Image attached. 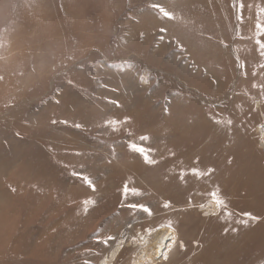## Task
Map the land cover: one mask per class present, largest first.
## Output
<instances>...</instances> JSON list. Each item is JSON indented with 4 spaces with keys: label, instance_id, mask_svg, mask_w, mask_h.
I'll list each match as a JSON object with an SVG mask.
<instances>
[{
    "label": "rangeland",
    "instance_id": "rangeland-1",
    "mask_svg": "<svg viewBox=\"0 0 264 264\" xmlns=\"http://www.w3.org/2000/svg\"><path fill=\"white\" fill-rule=\"evenodd\" d=\"M173 1L0 0V208L39 195L49 204L19 221L59 210L63 237L45 245V264H100L123 239L121 264H133L135 235L169 221L177 241L157 264H264V0H201L179 17L201 28V59L152 7ZM212 71L223 78L213 89ZM198 161L202 175H190ZM214 192L224 203L211 216ZM85 207L74 240L64 225ZM39 226L35 238L47 235ZM34 251L10 259L28 264Z\"/></svg>",
    "mask_w": 264,
    "mask_h": 264
},
{
    "label": "bare ground",
    "instance_id": "bare-ground-1",
    "mask_svg": "<svg viewBox=\"0 0 264 264\" xmlns=\"http://www.w3.org/2000/svg\"><path fill=\"white\" fill-rule=\"evenodd\" d=\"M173 2L174 3L171 5H169L170 4V2H169L165 6H162V7L165 8L166 6L169 5L168 9L166 11H168L170 13L181 11L180 13H177V15H176V25H180V27H174L173 28L169 24L170 19L164 17L163 15H160L159 17L161 19L163 18L162 20L165 21L164 23H165V26H167L166 28H167V31L169 32V34L170 35H176L177 34V35H180L183 38H185V39H183L179 36L180 40L183 42V44L186 45L188 49H190L196 56H198L201 59V47L198 45V42H199L198 39L201 40V38H200L201 28L198 27L196 24L188 21V20L185 21L184 23L179 24V17L186 16L187 18H192L195 16L196 10L198 8H201V0H174ZM142 29H145V27H143ZM139 30H141V29H139ZM202 65H206V64L204 63ZM212 73H214V77L212 79L205 80L204 84L209 85L213 89V87H215L219 82H223V78L217 72L212 71ZM228 73H229V71H227L225 78L228 77ZM203 91H205V88L203 86H201V92H203ZM210 91H212V90H210ZM228 93H229V91L226 90L224 95H228ZM258 133H259V145L264 150V127H259ZM221 137H222L223 143L225 144L226 141H228L227 137L224 135H221ZM181 157H183V156H179V157L177 156V158L173 159L170 162L160 161L159 166L167 168L168 166L173 165L174 162H177L178 159H180ZM187 168H188V170L189 169L192 170L190 175L194 174L193 170H198L200 172L201 171L200 161L196 162V165L187 166ZM186 174H187V172L185 173V175ZM158 177L156 176V178H155L153 176V178H155L156 180H158L157 179ZM175 182H176L175 179L168 180L167 185L168 186H170L171 184L174 185ZM161 190H163V189L161 188ZM184 199H186L184 197V195L181 198H179L178 196H173L172 197V203L177 204L179 201H183ZM43 201H46V203L49 204L48 199H46L45 197L39 196V195H28L25 198L22 196L19 197L18 195H13V197H10V199H9L8 206H4V207L0 208V264H19V263H14L12 261V259H10V257H13V256L15 257V255H17L18 257H20V256L25 257L26 255H28L30 253L31 250H34V249H35V251L33 252V255L35 254L34 258H32L33 257V255H32L29 259L28 264H45L48 262L45 258L46 257L45 253H50L51 248H48L45 245H52V243L54 241H56L51 236L58 235V239H61L63 237V236L62 237L60 236V230H59V232L56 231L57 233H55V231H54V230L60 228V227L57 228L54 225L55 217L58 215L57 213H59V210L55 209L56 215L51 214V216H49L50 221L45 220L46 216H42V219L35 218L34 222H31L30 221L31 219L30 220L24 219L22 221L18 220V217L23 215L25 212L34 213L37 210V208H38V211H40L41 210L40 208L43 206L42 205ZM207 208H208V213L211 216L216 215L218 212L216 204L212 203V204L208 205ZM43 209H44V207H43ZM80 211H81V215L79 217L73 218L71 221H68L66 225H64V229L65 228L70 229V227L72 226L78 230V232L75 235L74 240L79 239L82 236V234H81L82 230L81 229L86 224V216L88 213V207L82 208ZM48 212L50 213L52 211L49 210ZM36 213H38V212H36ZM12 217H16L14 225L11 224ZM43 219H44V221H43ZM43 223L44 224L46 223V224L44 225ZM42 224L45 226V228L42 227ZM39 225H41V227L43 229H45L44 233H46V231H47V235L44 237H42L43 235L42 236L39 235V237L35 238L37 236V233L39 234V231H37V230H39V229H37L40 227ZM34 228H36V229L33 231ZM62 231H64V230H62ZM35 233H36V235L34 236ZM139 236H143L144 240L138 241L137 243H134V245H133V248L135 251L133 254V255H135L133 257L134 258L133 264H157V263H160L163 260L161 253L163 252V253H166L168 255L170 250L173 248V246L175 245V243L177 241L176 231L175 230L173 231V230L166 228V227H161V228L157 229L156 231L151 232V235L145 234L144 232L137 233L135 235V237H137V238ZM147 237H149V238H147ZM168 237H174L175 238L174 243L171 240L167 239ZM124 240L125 239L118 242V244L111 250V252L105 258L102 259L100 264H121V261H123L124 257L126 256L125 254L128 255L131 252V249L127 250L126 248L128 246H125L122 243V242H124ZM32 242H33V244H31ZM30 244L33 245L34 247L33 246H30V248L29 247H23L24 245L29 246ZM53 248H52V250H53ZM47 250H49V251H47ZM191 264H201V263H198V261L196 260V261L192 262ZM245 264H247L246 261H245Z\"/></svg>",
    "mask_w": 264,
    "mask_h": 264
},
{
    "label": "snow or ice",
    "instance_id": "snow-or-ice-1",
    "mask_svg": "<svg viewBox=\"0 0 264 264\" xmlns=\"http://www.w3.org/2000/svg\"><path fill=\"white\" fill-rule=\"evenodd\" d=\"M152 7L155 8V9H158V11L161 14H163L164 17H166L168 19H174V17L172 16V14L170 12L166 11L165 8H163L159 4H153ZM240 7H241V9H243V4H241ZM261 11L264 12V9H262ZM259 27L261 28L262 34H264V25H259ZM161 31H164V29H161ZM258 43H260V42L258 41ZM260 47H261V55L264 56V43H261L260 44ZM262 67H264V65H262ZM0 79H2V77H0ZM117 123H119V122L118 121H109V124L110 125H115ZM77 127H79V125H77ZM262 127H264V126H262ZM146 139H148V138L147 137H141V140H146ZM131 147H132V149L135 152H138L141 155H144L145 156V160H146V162L148 164H155L156 163L155 160L148 158V156H147V150L144 149L143 147H139L136 144H133ZM193 171H194V174H196V175H202L198 170H193ZM83 179L89 184L90 187H94L92 185V182L87 177H83ZM127 191H128V189L126 187L125 188V192L127 193ZM212 196H213L214 201H215V203H216L217 206H223V203L224 202L218 197V194L217 193H215V192L212 193ZM129 206L131 208H133V209H140L143 212L147 213L149 216L152 215L151 210L149 208L145 207L144 205H141V204H131ZM169 206L170 205H168V204H165L164 205V207H166V208L169 207ZM248 215L250 216V214H248ZM250 218L251 219H256L255 217H251V216H250ZM163 227L169 228V229H171V230L174 231L173 225H172V223L170 221L167 222L166 224H164ZM155 230L156 229H148L147 231H148V234L151 235V232L152 231H155ZM113 239H115V237H112V236H109L108 237V240H113ZM167 239L171 240L174 243V240H175L174 237H168ZM143 240H144V237L143 236H139L138 238L137 237H134L133 240H132V242L133 243H137L138 241H143ZM105 243H107V241H105ZM161 256H162V258L164 260H167L168 259V256H167L166 253H163L162 252L161 253Z\"/></svg>",
    "mask_w": 264,
    "mask_h": 264
},
{
    "label": "crops",
    "instance_id": "crops-1",
    "mask_svg": "<svg viewBox=\"0 0 264 264\" xmlns=\"http://www.w3.org/2000/svg\"><path fill=\"white\" fill-rule=\"evenodd\" d=\"M250 119H255L254 117H252V118H250ZM262 126H264V122L263 123H261V124H258L257 125V127H256V132L258 133V129H259V127H262ZM259 134V133H258ZM260 146V145H259ZM260 148H261V150L264 152V150L262 149V147L260 146Z\"/></svg>",
    "mask_w": 264,
    "mask_h": 264
}]
</instances>
